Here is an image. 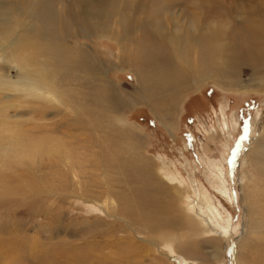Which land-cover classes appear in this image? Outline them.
Masks as SVG:
<instances>
[{
    "label": "rangeland",
    "instance_id": "rangeland-1",
    "mask_svg": "<svg viewBox=\"0 0 264 264\" xmlns=\"http://www.w3.org/2000/svg\"><path fill=\"white\" fill-rule=\"evenodd\" d=\"M60 1L62 5L57 4L56 8L62 11L61 15L72 10L69 1ZM200 1L203 25L208 27L209 23L216 22L220 25L218 29L225 32L222 39L215 41L219 46H226V53L219 55V59L236 62L241 67L239 74L233 77L236 86L224 84L223 87L212 78L197 86L191 82V88L183 91L181 98L167 108L169 114L166 113L168 119L165 123L172 122L173 127L165 126L163 118L160 119L144 100L137 99L135 71L115 63L116 56L121 55L130 64L136 62L132 67H136V64L138 70L141 67L140 55L137 60L136 57H129V53L121 54L115 36L123 27L116 16L107 20L113 28V36H86L71 44H74L73 47L82 44L94 52L99 61L98 72L102 74L101 79L95 76L94 81L88 80L91 74L87 79L83 74L78 75L80 79L75 99L62 95L65 103L52 106L50 100L43 96L22 92L17 95L8 93L4 97L0 90V264H264V208L255 207V198L247 195L250 189H254V183L248 179L247 173L252 172L254 167L258 169L255 162L260 155L264 156L256 151L261 144L264 147V76L253 75L264 66V0ZM113 2L114 8L126 12L130 20L124 35L127 42L134 40L141 47L145 46L144 49L148 50L143 49V52L148 56L159 52L158 45L151 43L153 36L149 27L157 22L161 23L160 26L166 25L163 12L167 11L173 16L183 14L182 18H178L187 22L183 28H203L193 25L190 20L195 14L192 15L188 9L199 0ZM126 2L132 5H125ZM137 3H147L148 9L153 6L155 11L151 16H148L146 9L140 13L134 9ZM159 7L166 8L160 12ZM208 13L221 17L204 18V14L209 17ZM249 17H253V20L250 21ZM13 18L17 17L14 15ZM140 20L145 25L140 24ZM178 26L177 22L169 25L173 31L180 28ZM207 27L203 28L204 31ZM177 31L182 33L181 30ZM246 45L262 49L259 55H247L244 52ZM132 49L137 51L134 45ZM187 55L193 58V65L189 67L191 73H195L193 69L197 67L195 59L209 57L207 48L201 49L194 57V50L190 49ZM246 56L251 57L250 63ZM2 59L0 78L9 76L13 80L20 79L14 65L10 67L8 63L5 64L6 57ZM176 61L182 63L179 57ZM16 62L22 68L24 60L17 58ZM29 63L28 68L31 61ZM105 67L106 70H103ZM81 89L84 92H80ZM6 104L8 107L4 111ZM75 106L77 110L74 111ZM51 107H55L52 108L54 111ZM90 107L92 111H89ZM12 130L23 138V144H17L21 148L14 145L17 139L11 140L10 135L5 136ZM118 132H128V135L125 137ZM45 135L61 145L58 149L64 152H47L41 142ZM132 138L140 140L137 145L135 142L134 148L146 159L150 177L161 183L169 196L173 191L170 176L171 179L178 176L201 202L204 203V196L207 195L208 204L219 208L222 218L216 213L211 214L210 210L207 212L213 215L212 220L220 221L224 232L227 230L225 234L229 237V246L224 253L222 249L218 251L222 246L220 242L217 246L213 245L217 239L213 240L211 235L217 236L215 233L192 240L199 241L201 245L200 253L196 255H187L178 245L170 258L164 256L162 259L163 255L157 251L158 245L145 253L146 242L143 240L149 239V234L138 216L144 226L152 221L163 224L169 219L166 218L169 214L165 208L168 205L163 204V207L158 201L154 203L150 200L148 194H153L154 189L145 176L135 178L130 170L122 167L118 171L115 169L119 165L125 166L124 161L131 158L132 152L126 149L125 144ZM65 153H68V160L72 159V163L66 164ZM261 172L262 167L258 169V173ZM256 184L257 189L264 191L263 182ZM158 197L161 199L163 195L159 192ZM256 197L257 203H264L263 196ZM137 204L147 214L130 215L131 208ZM125 205H129V208ZM223 219L229 220L228 225ZM160 239L161 234L158 235ZM186 240L190 241L189 236L182 240L185 241L183 245L187 243Z\"/></svg>",
    "mask_w": 264,
    "mask_h": 264
},
{
    "label": "bare ground",
    "instance_id": "bare-ground-1",
    "mask_svg": "<svg viewBox=\"0 0 264 264\" xmlns=\"http://www.w3.org/2000/svg\"><path fill=\"white\" fill-rule=\"evenodd\" d=\"M65 1H69L70 3V4L68 3L69 7L72 10H69L68 13L61 15L62 11L59 12L58 8H56L57 4H61L62 1L60 0H0V53H1L0 58L4 59V57H6V60L4 63L5 64L8 63L10 67H13L14 65L15 70L18 71V75L21 76L20 79L13 80V79H10L9 76L6 77L3 75L4 78H0V90H2V95L0 94L1 96L5 97L8 93H15L17 95L18 93L27 92L31 96L39 95V96H43L49 99L50 100L49 104H52V106L56 103L62 104V102H64L61 98L62 95H64V97L72 96V98L75 99V95H77V83H78V80L80 79V78L79 79L77 78L78 75L80 77V74L81 75L83 74L85 75V77L84 76L82 77L87 79L89 76L88 74H91L88 80L94 81L95 76H97L96 77L97 79H101L102 74L98 72L99 61L96 59L95 53L87 49L82 44H78L77 47H73V45L75 44L74 42H78L79 39H81V37L84 39L86 36H93L95 38L102 37V36H106V37L113 36V33H112L113 28L110 26L109 22L107 21L108 19H111L113 16L117 17L118 21L122 24V27H123L121 28L120 33H118L117 31L118 35L115 36V39L118 42L119 48L121 49V54L125 53L126 55L129 53L130 54L129 57L131 58L136 57V59L140 55L138 59L140 60L141 67H140V70H138L139 68H136L137 64H136V67L135 66L132 67L133 64H135L136 62L133 63L132 61V63L130 64L129 61L127 62V58L120 57L121 55L116 56L115 63L120 64L121 67L126 65L127 67L135 71V76H136L137 84H138L137 86L138 90L136 93L137 99L142 100V101L144 100L151 107V110H153L155 114L159 115L158 117L160 119L163 118L164 120L163 124L165 126L168 125V126L173 127L172 122L165 123L166 120L168 119L166 115L168 106L175 104L176 100L181 96L182 92L191 88V82L194 86H197L200 82H203L207 78H212L213 81L219 85L223 86L224 84L225 85L229 84L231 87L236 86V81L233 77L235 76V74H239V67H241L240 66L241 64H238L236 62L231 63V62L223 61L219 59V55L223 56L226 53V46H219L215 43V41L216 39H222L225 32L224 30L220 31L218 29L220 25L217 24L216 22L209 23L208 27L207 25H203V9L200 7V3H201L200 0L197 3H192L190 6H188V9L192 12V15L193 14H195V16L197 15L196 17L193 15L194 18L190 21L193 23L194 26H198V27L201 26L203 28L207 27V30L204 31L203 28H202L203 30L202 29L190 30L187 28H183L182 27L183 24L187 23L184 21H180V19L184 16L183 14L182 16L181 14H176V15L181 16V18L178 19L179 16H173V14L165 11L166 13L163 12L164 13L163 18L165 19L164 21L166 25L160 26L161 23L157 22L154 26H151V27L148 26L152 30V31L150 30L151 31L150 33L153 36L151 37V43H156L159 47L158 54L157 55L153 54L150 56L146 55L143 52L145 50L144 49L145 46L142 45L141 47V44L134 42V40L131 41V43L127 42V37L124 35H126V32H127L126 28H127V25H129L130 20L126 17L125 15L126 12L125 13L119 12L114 8L113 0L110 3H108L110 0L108 2L103 1V0H65ZM146 4L137 3L136 7L134 6L135 7L134 9L136 10L138 9V12L140 13H143L146 9L149 11L148 16L149 15L151 16L152 13L155 11V8L152 6V9L149 10L148 9L149 7H147ZM121 5H122V2H121ZM125 5L130 6L132 4L131 2H126ZM115 6H118V4H116ZM162 6H164V3L162 4ZM166 7H162V9L161 7H159L160 12L161 10H164V8ZM210 10L208 11L210 12ZM133 13H136V11ZM212 13H214V11ZM212 13L210 14L208 13L209 17L204 14V18L218 19L219 17H221V15H215V14H214L215 16L214 15L212 16ZM14 15L17 18H13ZM142 19L141 20L144 21V17H142ZM249 20L252 21L253 17H249ZM142 21L140 22V24L143 23ZM173 22L178 23L179 25L178 27H180L181 29L178 28L177 30H181L182 33L179 34L177 30L173 31L170 29L169 25H171ZM115 34H116V31H115ZM142 36L144 35L142 34ZM72 43L74 44L71 46ZM128 43H130V45ZM133 45L137 47L136 52L132 49ZM204 48H207L209 57L208 58L199 57L195 59L197 63V67L193 69V72L195 73H191L189 67L193 65V61H192L193 58L187 55L189 54V50L190 49L194 50V55H193L194 57L201 49H204ZM261 49L262 48L257 47V46L246 45L244 52L247 55H253V54L259 55V51ZM149 50H152V49H149ZM7 53L9 54L7 55ZM177 57H179L182 60L181 64L176 61ZM17 58H21L24 60V64L22 68L19 67L21 64H18L16 62ZM246 59L249 63L251 62L250 56H246ZM30 61H31V67L28 68L27 65L30 64L29 63ZM136 69L138 70V72H136ZM103 70H106V67ZM255 72L256 74H253L254 76L258 75V76L263 77L264 76V66H262L259 70ZM81 91L83 90L81 89L80 92ZM80 94L78 93V95ZM76 101H79V100L77 99ZM99 101H96V102L98 103ZM81 104L80 105L77 104V105L82 106L83 104L82 105ZM105 106H107L106 102H105ZM7 107H8L7 104L4 105L3 110L5 111ZM85 107H87V105ZM52 108H55V107H51V109ZM92 109L93 108L89 109V111L90 110L92 111ZM105 109L107 110V108ZM75 110H77V106L74 107V111ZM41 115H43V113H41ZM37 124L39 123L37 122ZM40 126L43 127L42 124ZM14 129L15 128H13V130ZM95 129L96 128L94 127V131ZM13 130L10 131L9 133H6L5 136L10 135L11 140L17 139L18 142L14 141L16 142V144L14 145H16V147L21 148L17 144H20V143L23 144V138L19 134L15 135ZM118 133L120 135L124 134L125 137L128 135L127 134L128 132L126 133L118 132ZM139 141L136 140L135 138H132L129 142L125 144L126 149L127 150L129 149V151L132 152L130 155L131 158L129 160L124 161L125 166L119 165L115 169L118 171L119 168L122 167L126 170H130L131 174L134 173L133 176L135 178L141 175L145 176L146 181H149L152 186L151 188L154 189L153 194L152 193L148 194L149 195L148 197H150V200H152L154 203L155 201H158L163 207H165L163 204H166V206L168 205L165 208L169 214L166 216V218L169 217V219H166L167 221L165 223L162 224L159 221L158 223H153L152 221L151 224L146 225V226H144L142 219L138 216V219L142 223L144 230L146 231L147 234H149V239L143 240L147 243V244L146 243L144 244L146 246V248L143 249L145 250V253H147V251L148 252L151 251L153 247L158 245L159 248H157L158 249L157 251L159 252L158 254L163 255L162 259H164V256L167 258H170L169 256L174 254L175 252L174 249L178 245V247H180L187 255L189 256H191V254L196 255L200 253L199 248L201 247V245L199 244V241L194 242L195 240L194 241L192 240L197 237H205L206 234L211 235V233L217 234V236H214V237L211 235L213 240L217 239V242H213V245L217 246L219 245V242H220L222 246L221 248H218V251L222 249V253H224L229 246V237L225 234L227 230H225V232L223 231V227L219 225L220 221H218L219 222L218 223L212 220V216L215 213L220 218L223 217L222 213H220V211L218 210L219 208L217 209L216 205L210 206V204H208L207 197H206L207 195L204 196L205 201L207 203L204 200H203L204 203L201 202L200 198L199 197L197 198L196 196L197 194L191 192L190 189L186 187L184 183L181 182V179L178 176L176 177L173 176L174 178L172 177V179L170 176L171 184L173 185L172 187L173 191H172V195L169 196L168 194L169 192L165 190L166 188L163 187L161 183H157L154 178L150 177L151 173H149L148 171V168H147L148 164L146 162V159L143 158V156L138 152L137 148H134L137 145V143H139ZM41 142H42V145L45 146V150L47 152H50V153L51 152L60 153V151L64 152L63 149L61 150L58 149V147L59 146L61 147V145L55 144L51 137H47L45 135L44 137H42ZM135 142H136V145H135ZM5 150H8V148H6ZM256 151H259L260 153L264 154L263 145L261 144ZM67 154L68 153H65V157L67 156ZM261 157H264V156L260 155V159L258 158V160H256L255 165H257L258 169L262 167L263 172L258 173V169L257 168L254 169L255 168L254 167L252 168V172L248 171L247 173L248 179H250V181H253L254 183V189H250V193L247 192V195L248 196L250 195L249 197L252 196L253 199L254 198L256 199L257 198L256 196L264 197V191L257 189L258 185L256 184V182L264 183V158H261ZM115 159L117 160V158ZM65 161H66V164H70L73 162L72 159H70V161L68 160V156L66 157ZM216 166L218 167V165ZM251 167H253L252 164H251ZM218 187H219V184H218ZM220 190L222 189L220 188ZM159 192L163 195L161 199H159L158 197ZM192 193L195 197L192 195ZM255 199H254L255 207H257L258 209H263L264 203L263 202L257 203V200ZM125 206L126 208H129V205H125ZM131 210L132 212H130V215L147 214L146 212L143 213L142 207H140L138 204L132 207ZM209 210L211 214L213 215L211 216L209 215L210 213L207 212ZM131 218L134 219L133 217ZM217 218L218 217H216V219ZM154 220H158V219L155 218ZM224 222L226 225H228L229 220L226 219L224 220ZM256 230L254 232H257ZM166 233L167 235H165ZM159 234H161L160 240H158ZM163 234H164V237H162ZM188 236H189L190 241L186 240L187 243L183 245L185 241L183 242L182 240ZM197 240H199V238ZM142 245L143 244H141V247Z\"/></svg>",
    "mask_w": 264,
    "mask_h": 264
}]
</instances>
